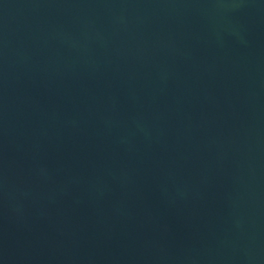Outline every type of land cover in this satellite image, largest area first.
I'll list each match as a JSON object with an SVG mask.
<instances>
[{"label":"water","instance_id":"obj_1","mask_svg":"<svg viewBox=\"0 0 264 264\" xmlns=\"http://www.w3.org/2000/svg\"><path fill=\"white\" fill-rule=\"evenodd\" d=\"M0 264H264V0H0Z\"/></svg>","mask_w":264,"mask_h":264}]
</instances>
